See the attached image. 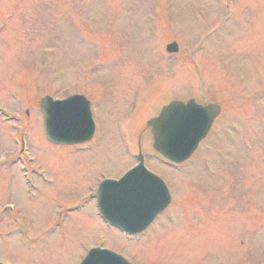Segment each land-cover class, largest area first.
Instances as JSON below:
<instances>
[{"label": "rangeland", "instance_id": "obj_1", "mask_svg": "<svg viewBox=\"0 0 264 264\" xmlns=\"http://www.w3.org/2000/svg\"><path fill=\"white\" fill-rule=\"evenodd\" d=\"M229 7L236 17L220 25ZM172 41L180 50L168 55ZM48 92L85 95L98 132L87 147L56 146L36 123L43 173L32 190L0 152V233H11L0 264H81L93 248L134 264H264V0H0V103L27 102L38 121ZM191 98L223 110L196 153L169 167L147 122ZM10 134L0 121V151L15 152ZM139 141L175 199L132 241L105 226L91 197L137 162ZM12 202L29 237L2 213Z\"/></svg>", "mask_w": 264, "mask_h": 264}, {"label": "water", "instance_id": "obj_2", "mask_svg": "<svg viewBox=\"0 0 264 264\" xmlns=\"http://www.w3.org/2000/svg\"><path fill=\"white\" fill-rule=\"evenodd\" d=\"M168 51L177 52V45H170ZM43 109L51 140L81 143L92 137L89 112L87 107L82 111L78 98L56 104L44 101ZM220 111L216 105L199 106L194 101L171 103L148 124L154 135V148L169 160L183 162L207 135ZM99 201L111 223L136 234L168 206L170 195L166 186L141 165L121 182L106 183L99 192ZM107 254L93 251L83 264H127L114 254Z\"/></svg>", "mask_w": 264, "mask_h": 264}]
</instances>
